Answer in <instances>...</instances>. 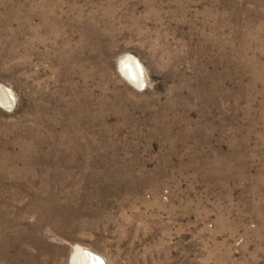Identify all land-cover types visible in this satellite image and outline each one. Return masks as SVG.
I'll return each mask as SVG.
<instances>
[{
  "label": "rangeland",
  "instance_id": "374dc122",
  "mask_svg": "<svg viewBox=\"0 0 264 264\" xmlns=\"http://www.w3.org/2000/svg\"><path fill=\"white\" fill-rule=\"evenodd\" d=\"M0 87V264H264V0H0Z\"/></svg>",
  "mask_w": 264,
  "mask_h": 264
},
{
  "label": "bare ground",
  "instance_id": "6f19581e",
  "mask_svg": "<svg viewBox=\"0 0 264 264\" xmlns=\"http://www.w3.org/2000/svg\"><path fill=\"white\" fill-rule=\"evenodd\" d=\"M120 68V73H122V76L125 77V80L127 79L128 83H131L132 85L136 87L142 86V68L139 65V63L129 57H123L120 60V63L118 64ZM0 93L5 99V104L10 105L11 104V97L6 93V91L0 87ZM77 258L74 260V264H92V261L90 258L87 257V255L82 254V252L77 251ZM106 262V261H105Z\"/></svg>",
  "mask_w": 264,
  "mask_h": 264
},
{
  "label": "water",
  "instance_id": "95a60500",
  "mask_svg": "<svg viewBox=\"0 0 264 264\" xmlns=\"http://www.w3.org/2000/svg\"><path fill=\"white\" fill-rule=\"evenodd\" d=\"M0 105L1 106H5L6 105L5 104V99L3 98L1 93H0ZM79 252H82V254L87 255V257L90 258V260L92 261V264H106L104 259L102 257L98 256V255H95V254L90 253L88 251H79ZM76 258H77V254L75 252L72 255V257H71L70 264H74L75 262H74L73 259L76 260Z\"/></svg>",
  "mask_w": 264,
  "mask_h": 264
}]
</instances>
